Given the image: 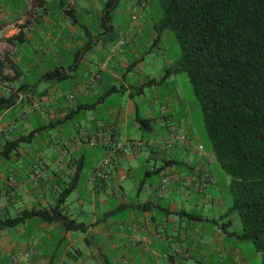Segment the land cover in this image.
<instances>
[{
	"label": "crops",
	"instance_id": "crops-1",
	"mask_svg": "<svg viewBox=\"0 0 264 264\" xmlns=\"http://www.w3.org/2000/svg\"><path fill=\"white\" fill-rule=\"evenodd\" d=\"M118 3L0 0V99H12L8 107L0 101V219L55 204L64 187L78 178L64 209L88 224L86 231H68L60 221L32 218L2 229L0 264H15L12 256L22 247L35 249L29 264H246L236 245L246 239L231 230L233 201L222 191L225 184L231 192L228 174L212 151L200 156L185 145L166 142L177 125L174 115L183 103L181 96L164 102L162 93L155 92L144 114L140 111L144 85L159 81L147 75L136 88L128 83L132 75L122 73V68L138 70L140 63L123 58L127 42L117 40L112 17ZM49 55H54L53 62L45 60ZM117 95H128L125 105L108 103ZM44 108L48 116L36 127L34 114ZM17 109L19 114H11ZM79 114L82 121L76 122ZM140 117L150 119L151 125L142 127ZM102 128L114 133L113 146L102 145ZM47 130L54 136L45 142L47 150L40 149L36 140ZM33 131L31 141L1 154L6 142ZM191 134L201 142L198 134ZM117 146L130 154H120ZM107 153L117 160L112 178L96 181L94 169ZM203 167L216 185H201ZM165 173L174 179L162 188Z\"/></svg>",
	"mask_w": 264,
	"mask_h": 264
},
{
	"label": "trees",
	"instance_id": "trees-1",
	"mask_svg": "<svg viewBox=\"0 0 264 264\" xmlns=\"http://www.w3.org/2000/svg\"><path fill=\"white\" fill-rule=\"evenodd\" d=\"M161 2L164 17L157 40L164 29L171 28L176 31L181 47L180 59L166 69L162 80L186 72L201 106L207 150L214 153L216 161L231 176V210L238 212L243 225L238 236L254 242L263 253L264 263V0ZM144 3L141 5L145 6ZM153 81L156 80L148 83ZM11 100L0 99L7 102L5 107L12 104ZM139 121L142 127L151 125L148 118L140 117ZM185 131L192 141L189 131ZM35 133L6 142L1 154L16 151L21 143L31 141ZM113 134L110 146L102 144L104 147L113 146ZM113 163L111 169L117 160ZM77 183L75 178L64 187L53 205L26 208L15 217L0 219V230L39 218L48 223L60 221L68 231H86L88 224L64 209Z\"/></svg>",
	"mask_w": 264,
	"mask_h": 264
},
{
	"label": "rangeland",
	"instance_id": "rangeland-1",
	"mask_svg": "<svg viewBox=\"0 0 264 264\" xmlns=\"http://www.w3.org/2000/svg\"><path fill=\"white\" fill-rule=\"evenodd\" d=\"M142 1L145 2V6L141 5ZM134 7H136V13L139 16V20L136 21L135 24L132 23ZM112 17L115 18L117 26V40L125 39V41L127 42L122 47V50L124 52L123 58L126 61L131 62L129 58L133 57L132 61L138 59L140 63L138 70L134 72H129L126 70V68L121 69L124 75H132V80H128V83L137 88L138 86H140L139 80H141L142 83L148 77L147 75L156 77V79L159 81L158 85H149V83L148 85H144L145 93L142 96L144 102H140L141 113L144 114V110L147 107V99L152 97L155 92L162 93L163 97H165L164 102H167L166 97L170 99L175 94L180 95L183 103L182 105H180L179 111L177 110V114L174 115V121H176V124L178 125L175 126L176 130L184 131L185 129H187L188 131L189 129L191 133L198 134L202 139L201 142L193 138L192 134L190 133L192 142L195 145H198L199 143L205 144L206 146H204L207 150L208 137L203 122L201 106L199 104L198 98L194 93L193 86L186 72L174 74L171 77L167 78V80H162L166 69L176 64V62L180 59L181 47L177 38L176 31L171 28L164 29L161 38L157 40L160 22L164 17V8L161 0H119V3L117 4V10ZM94 21L99 23V20L97 18L94 19ZM140 24L141 26H139ZM134 47L137 50V53L133 55L130 50ZM45 60L48 61V63L51 61L53 62L54 55L45 57ZM43 67L45 69H50L51 66L49 64H46ZM32 75H34V72L32 73ZM67 82L68 80H64L61 82L62 85H65V90H68ZM43 85L46 86V82H43ZM117 85H119L120 87L121 81H119ZM52 88H54V85L50 86V91ZM65 92L69 94L70 91L68 90ZM127 98L128 95H125V97L123 98L124 100L122 99L121 95H117L112 98L113 100L108 101V103H114L115 106L118 107V105L120 104L125 105ZM36 109H38V107ZM158 109L159 105L155 107V110L158 111ZM19 110L20 109H17L14 113L11 114H19ZM43 110H39L34 114L36 115V118L33 114L30 115L34 116V125H36V127L41 124L40 122L43 120V116H48L44 113L45 108ZM47 119L48 118H45V121H47ZM75 121H82V116L80 114L77 115ZM183 125L186 126L184 127ZM68 126L69 125H65V128L68 129ZM19 128L20 127L18 126V129ZM123 132L124 129L121 130V134L123 135L122 137L124 138L125 135ZM53 134V130H47L36 140L40 149L47 150L45 142L48 141V139H50L52 136H54ZM132 134L134 135V137H137L135 133ZM169 134H167V138H169ZM174 144H177V142L175 141ZM138 162L142 164L143 160L140 158ZM87 169L88 164L83 170L84 174L87 172ZM227 176L229 178V181H231V176ZM151 179H157V176L153 175ZM222 191L226 196V199H228L231 203L233 201V196L225 184L222 185ZM229 215L233 219V226L231 227V230L236 231L237 233H241L243 230V225L240 215L237 211H231ZM236 245H240L242 252L244 253V256L246 258V264H264L263 253L257 250L252 240H244L241 242L238 241Z\"/></svg>",
	"mask_w": 264,
	"mask_h": 264
},
{
	"label": "built area",
	"instance_id": "built-area-1",
	"mask_svg": "<svg viewBox=\"0 0 264 264\" xmlns=\"http://www.w3.org/2000/svg\"><path fill=\"white\" fill-rule=\"evenodd\" d=\"M29 1V0H27ZM139 20V16L136 13V8H134V13L132 16V23L135 24L136 21ZM163 112L167 111V107L163 106ZM169 138L166 139L168 145L174 144L176 141L179 144L185 145L190 148L193 152L197 153L198 155H205L207 154L204 146L200 143L195 145L189 138L188 133L184 131H177L176 128L170 129ZM101 143L110 146L111 142L113 141L112 131L108 128H102L100 131ZM142 142H139L138 145L141 146ZM149 144H153V140L149 142ZM136 146V144H134ZM120 150H122V154L128 155L130 154V150L125 148L122 149V146H117ZM114 157L111 154H107L99 163L96 169H94L93 179L96 181H110L112 178V165H114ZM212 160V159H211ZM174 179V175L172 173H167L163 176L161 187L165 188L169 182ZM199 180L201 185L203 186L205 183H212L216 184V179L207 171L206 167H203L199 171ZM137 240H141L139 236L136 237ZM35 254V249L32 247H22L18 249L12 256V260L15 264H29L27 262L28 259L33 257Z\"/></svg>",
	"mask_w": 264,
	"mask_h": 264
}]
</instances>
